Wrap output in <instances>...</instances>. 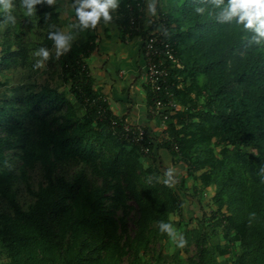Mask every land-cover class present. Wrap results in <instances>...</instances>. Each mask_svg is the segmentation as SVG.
I'll list each match as a JSON object with an SVG mask.
<instances>
[{
	"label": "trees",
	"instance_id": "trees-1",
	"mask_svg": "<svg viewBox=\"0 0 264 264\" xmlns=\"http://www.w3.org/2000/svg\"><path fill=\"white\" fill-rule=\"evenodd\" d=\"M26 1L31 4V0ZM128 1L119 0L118 14L130 28ZM176 1V8L170 9L166 17L159 16L167 23V39L184 64L181 69L170 68L171 79L176 82L181 77L184 85L173 87L182 109L170 116L168 128L180 143L181 160L192 171L208 164L212 167L203 173V180L205 185L216 184L220 208L229 205L227 230L235 231L244 248L238 261L242 263L247 256L250 264H264V40L257 43L253 39L256 34L237 23L238 18L221 23L220 9L213 0ZM31 7L42 14L46 29L43 47L49 49L54 42L48 39V34L60 33L57 7L48 0H40ZM197 8L203 9V13L197 12ZM45 14H49L47 18ZM8 15L0 14V24ZM140 22L143 26L144 18ZM158 24L159 20L154 21L152 29ZM79 35L71 50L61 58L63 78L72 82L74 95L86 107L84 115L76 116L72 102L50 86H44L34 95V103L52 100L65 103L67 111L56 125L41 113L21 111L17 104L27 99L26 96L0 101V198L11 209L0 213V245L12 264H120V255H114L116 250L121 252L120 242L115 238L117 222L103 209L110 187L114 190L115 205L125 210L128 196L137 204V232L131 244L133 259L129 264H140L142 252L149 247L152 222L160 220L167 206L181 207L180 194L187 193L184 179L174 180L172 176L174 185H164V197L156 195L155 181L146 182L142 178L134 162L136 156H127L124 140L113 134L112 120L119 118L110 112L107 101L92 105L86 102V97L97 99L101 95L86 62L95 49L96 32L86 29ZM204 94L207 102L200 107L196 99ZM101 107L106 111L101 112ZM58 118L55 117L56 121ZM219 137L224 158L210 156L200 162L203 159L200 152L210 151L207 143ZM94 140L102 143L101 149L113 151L117 147V152L102 155L94 149ZM159 147L158 140L152 139L151 153L158 158ZM8 150L20 157V174L7 168ZM252 150L257 151L255 156ZM193 151L199 153L197 166ZM74 156L86 162L95 158L91 162L102 177L100 186L85 183L74 191L67 181L55 178L54 159L68 160ZM122 164H125L123 168ZM37 165L44 180L34 188L27 169ZM162 171V166L155 168L157 176ZM20 179L33 196L27 208L20 203L14 189ZM70 193L72 203L68 202ZM221 220L216 217L214 224H222ZM203 222L204 218L200 221V250L204 243ZM68 234H72V239L66 242Z\"/></svg>",
	"mask_w": 264,
	"mask_h": 264
},
{
	"label": "rangeland",
	"instance_id": "rangeland-1",
	"mask_svg": "<svg viewBox=\"0 0 264 264\" xmlns=\"http://www.w3.org/2000/svg\"><path fill=\"white\" fill-rule=\"evenodd\" d=\"M14 5L11 13L15 17V23L0 24V101L5 99H14L17 95L28 97L17 105L21 111L41 113L52 125H56L61 121L62 115L65 114V103H57L55 100L49 103L40 102L35 105L34 95L41 91L44 86L56 88L58 92L63 93L71 102L72 110L76 116L86 113V107L81 104L73 93L72 82L65 81L63 78V59L56 57L55 44L49 48L50 58L44 61V67L36 69L34 64L38 60H42L41 56H36L35 52L38 48L43 47V40L46 35V29L43 27L41 16L35 9L33 15H25L29 10L26 0H12ZM57 8L60 17V33L69 36L72 44L76 36L75 33L85 32L86 29L81 27L75 16V9L79 7L78 0H53L52 2ZM178 2L176 0H158L153 5L154 12L152 17L147 18L148 25L157 21L159 16H167L170 9H175ZM117 13L119 12L116 11ZM7 11L3 5H0V14L5 16ZM115 13V11H113ZM76 31V32H74ZM79 35V34H78ZM10 46H12L10 48ZM201 107L207 100L205 94L196 99ZM182 109V105L180 106ZM184 109V107H183ZM184 111V110H183ZM55 117H60L56 121ZM163 127H168V122H162ZM164 128H160L157 134L158 143L160 145L158 158L155 153H142L140 148L131 143L124 141L123 149L127 156H136L134 160L138 171H141L142 178L146 182L155 181L154 193L163 198V187L168 179L171 185L173 179H184V186L187 193L181 192L180 199L183 203L181 207L177 206L172 209L167 206L163 211L159 221H153L150 226V243L148 249L142 252L140 264H240L238 258L243 255L244 248L241 240L236 238L235 231L227 230L230 225L228 216L231 210L228 204L219 207L217 200V186L214 183L205 185L203 173L211 171L212 167L198 166L196 171H192V167L181 160L182 154L174 153L169 144L165 142ZM94 149L105 154L107 152H117V147L113 151L106 148L101 149L102 143L92 141ZM210 151L204 150L200 152L201 161L205 158L213 156L215 158H224L221 147V138H214L207 143ZM250 151V150H249ZM10 162L7 168L11 169L15 174H20L22 161L20 157L12 150H8ZM252 155H256L257 151L252 150ZM192 157L196 162L199 153L193 151ZM199 157V158H200ZM95 158H90L87 162L80 160L78 156L70 159H54V176L59 181L64 179L73 186L74 191L80 188V185L88 183L92 186H100L102 177L95 171V165L91 162ZM96 161H99L97 158ZM196 162L194 166H197ZM125 164H122V168ZM162 166L163 171L160 175L155 174V168ZM169 168L173 169V179L167 177L166 173ZM124 171V170H123ZM27 175L31 185L36 188L40 182H43L44 176L40 165L35 168H28ZM123 176L122 172L119 174ZM111 183H115L111 180ZM169 185V184H168ZM170 185V186H171ZM14 189L17 198L23 207L27 208L33 201V196L27 191L25 183L20 179L15 182ZM109 195L104 200L103 209L116 219L117 231L115 238L120 242V250L114 252L115 256H119L120 264H129L133 259V238L137 232L138 207L136 202L127 197V208L124 210L121 206L114 204L112 196L114 190L110 187L107 191ZM73 194L68 196V202L72 203ZM11 209L6 201L0 198V213L9 212ZM206 213V215L204 214ZM216 217H221L220 225H215ZM204 218V243L202 250L199 249L198 239L200 237V221ZM226 220V222H224ZM161 223L171 224L177 230V242L179 236L186 240L184 247H178L177 242L172 240L167 232H161ZM72 239V234H68V240ZM66 238V239H67ZM105 253V251L103 252ZM249 257L245 256L242 263L250 264ZM11 258L7 251L0 245V264H12ZM241 263V264H242Z\"/></svg>",
	"mask_w": 264,
	"mask_h": 264
},
{
	"label": "crops",
	"instance_id": "crops-1",
	"mask_svg": "<svg viewBox=\"0 0 264 264\" xmlns=\"http://www.w3.org/2000/svg\"><path fill=\"white\" fill-rule=\"evenodd\" d=\"M156 1L145 0L144 23L141 31L135 33L121 20L118 9L114 10L111 23L105 25L101 21L94 29L95 49L86 59L96 88L105 97L110 112L119 119L144 126L152 139L164 127L160 117L150 110L152 90L144 73L143 39L153 28L147 18L153 16L150 8ZM75 34L73 42L80 37L79 33Z\"/></svg>",
	"mask_w": 264,
	"mask_h": 264
},
{
	"label": "built area",
	"instance_id": "built-area-1",
	"mask_svg": "<svg viewBox=\"0 0 264 264\" xmlns=\"http://www.w3.org/2000/svg\"><path fill=\"white\" fill-rule=\"evenodd\" d=\"M126 9L130 29L136 32L141 31L140 20L143 18L144 11L142 0L128 1ZM157 20H159L157 27L148 31L143 39L144 73L152 90L150 110L153 114L159 116L165 124L171 115L181 109V104L176 99L173 87L182 88L184 85L181 77L176 82L171 79L170 68L175 66L181 69L184 64L177 58L173 46L167 39V23L160 17ZM85 100L92 105L96 101L106 99L104 96L99 95L97 99L86 97ZM105 111V108L101 107V112ZM111 128L114 135L137 145L142 153L148 154L151 152L152 138L144 126L132 124L122 119H114ZM163 133L165 142L169 144L173 151L180 153V143L171 135L167 126L164 127Z\"/></svg>",
	"mask_w": 264,
	"mask_h": 264
},
{
	"label": "clouds",
	"instance_id": "clouds-1",
	"mask_svg": "<svg viewBox=\"0 0 264 264\" xmlns=\"http://www.w3.org/2000/svg\"><path fill=\"white\" fill-rule=\"evenodd\" d=\"M40 2V0H31V4ZM53 0H48L51 4ZM79 7L75 9L76 17L81 25L85 29H96L97 26L104 22L105 25L109 24L113 20L112 12L119 8V0H78ZM213 3L220 9L218 14V20L221 23L230 22L234 18L237 19V23L242 24L245 29L254 32L256 35L253 39L259 43L264 40V0H213ZM29 4V10L25 15H33L34 9ZM0 5H3L5 11L9 12L4 23H15V17L11 15V10L14 5L12 0H0ZM154 12V8H150ZM197 12L203 13V9L197 8ZM49 14H45L47 18ZM48 39L54 42L56 49V57L59 58L71 50L70 37L62 33L50 32ZM36 56H41L43 59L36 61L34 68L39 69L44 67V61L50 58V52L46 47H40L35 52ZM173 175V169L169 168L166 176L171 177ZM166 184H170L168 179L165 180ZM161 232H167L168 236L177 242V230L171 224L161 223ZM186 240L182 236H179L177 242L178 247H184Z\"/></svg>",
	"mask_w": 264,
	"mask_h": 264
}]
</instances>
